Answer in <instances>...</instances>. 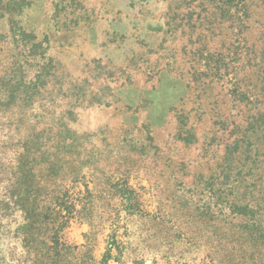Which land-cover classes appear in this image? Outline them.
<instances>
[{"label":"rangeland","instance_id":"1","mask_svg":"<svg viewBox=\"0 0 264 264\" xmlns=\"http://www.w3.org/2000/svg\"><path fill=\"white\" fill-rule=\"evenodd\" d=\"M245 2L0 0V264H220L197 216L170 215L205 199L222 157L202 156V134L245 26L264 18V0H247L249 19ZM147 135V153L131 150ZM239 167L214 201L258 204L262 241L233 240L220 261L264 264V163Z\"/></svg>","mask_w":264,"mask_h":264},{"label":"trees","instance_id":"2","mask_svg":"<svg viewBox=\"0 0 264 264\" xmlns=\"http://www.w3.org/2000/svg\"><path fill=\"white\" fill-rule=\"evenodd\" d=\"M244 1L247 2V0ZM248 7L249 4L246 3L243 9L246 19L256 17L254 11ZM254 8L259 7L255 5ZM262 12H264L263 8ZM254 21L258 30L253 32L250 25L245 26L243 38L239 41V44L243 45L242 53L234 55L227 66L226 75H231V77L226 82L230 84V88L221 96V108L214 114L216 119L211 124L212 128L202 134L204 140L201 145L207 144L206 146L211 149V154L203 153V157L214 156L220 146H223L222 157L215 162L216 171L203 182L204 187L200 188L199 195H203L205 199H197L195 203L192 200H181L172 208L174 214L170 215L183 218H188L192 214L197 216V220L203 226L204 235L207 233L213 236V238L210 237V240L212 239L215 243L214 248L218 252L216 256L222 255L221 259H217L220 264H222L220 260L229 257V254L234 251L233 246L229 247L233 240L238 242L249 240L256 245V242L262 241L257 234V227L254 226L257 222L254 217L255 209H258L259 205L257 204L254 208L249 203L242 204L237 196H234L230 202L221 198L214 201L216 195H213L212 190L217 185L216 180L221 179L223 180L221 184L226 185L224 181H229L228 178L233 173L232 171L243 166L246 161H250L253 166L250 169L251 172L259 169L260 163H264V160L260 161L257 158L259 155V157H264V18L262 20L254 18ZM218 60L215 59V61ZM183 117L186 119V115ZM186 126L185 122L184 127L178 128V136L184 135L185 142L191 145L197 144L199 141L197 127L192 124L188 128ZM146 140L150 143L154 141L150 135L145 137V142ZM145 142H140L139 146H131V150L147 153L152 143L146 145ZM251 151L255 152L254 157H256L252 161L249 157ZM93 169L99 172L103 170L97 162ZM199 177L204 179L202 174H199ZM239 185L230 184L234 188ZM248 187L242 188L243 196L241 199H245V196L251 193L248 192ZM95 190L105 193L104 190ZM121 190V197L130 201V189L128 190L126 187ZM105 205L108 206L109 202ZM225 209H232V213L226 214ZM231 214L232 218L230 219ZM239 251L243 253V250Z\"/></svg>","mask_w":264,"mask_h":264}]
</instances>
